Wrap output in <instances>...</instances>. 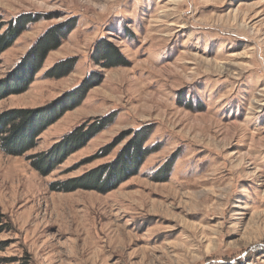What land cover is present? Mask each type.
Listing matches in <instances>:
<instances>
[{
	"label": "rangeland",
	"instance_id": "obj_1",
	"mask_svg": "<svg viewBox=\"0 0 264 264\" xmlns=\"http://www.w3.org/2000/svg\"><path fill=\"white\" fill-rule=\"evenodd\" d=\"M23 14L38 21L0 56V81L52 26L76 27L0 115L69 104L84 79L103 81L23 157L0 150V264H264V0H0V24ZM104 42L125 66L98 64ZM68 58L67 77L45 76ZM105 117L50 175L31 167L29 155ZM142 127L156 152L137 175L104 194L52 191L116 160Z\"/></svg>",
	"mask_w": 264,
	"mask_h": 264
},
{
	"label": "trees",
	"instance_id": "obj_2",
	"mask_svg": "<svg viewBox=\"0 0 264 264\" xmlns=\"http://www.w3.org/2000/svg\"><path fill=\"white\" fill-rule=\"evenodd\" d=\"M36 21L30 15L23 14L5 25L1 23L0 56L12 47L21 34L26 31L28 25ZM75 27V20H67L63 24L52 26L43 36L38 38L29 52L22 58L19 68L14 71L12 76L0 81V100L10 95L22 94L28 90L35 76L42 70L48 55L62 46V41ZM105 44L97 49L94 54V59L98 60V64L106 63L104 64L105 68L125 66L127 63L119 50L112 44ZM77 62L78 60L75 58L60 61L47 71L45 76L52 79L65 78L73 71ZM102 81L103 76L96 74L84 79L80 86L68 95L71 104H64L63 100L65 99L61 98L47 107L39 108V110H10L0 115V150L8 156L23 157L26 152L37 147L38 138L43 132L55 125V122L64 113L80 105L89 90L100 85ZM113 122L105 117L100 124L93 121L71 130L48 152L29 155L28 160L31 162V167L42 176L50 175L58 165L67 160L74 152L84 148L89 141ZM152 132L151 128L146 127L135 130L133 139L121 151L116 160L94 169L80 178L52 183V191L70 193L76 190H92L104 194L117 189L123 181L137 175L145 159L156 152L153 147H145V143ZM113 147L102 149V154H110ZM170 167L168 165L165 168L167 169L166 173L171 171ZM6 221L7 218L0 213V234L4 231H10V223Z\"/></svg>",
	"mask_w": 264,
	"mask_h": 264
}]
</instances>
